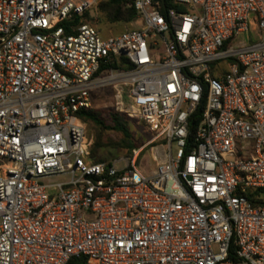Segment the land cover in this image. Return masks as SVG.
<instances>
[{"label": "built area", "instance_id": "obj_1", "mask_svg": "<svg viewBox=\"0 0 264 264\" xmlns=\"http://www.w3.org/2000/svg\"><path fill=\"white\" fill-rule=\"evenodd\" d=\"M163 1L0 0V264H264V0ZM104 87L154 136L96 162Z\"/></svg>", "mask_w": 264, "mask_h": 264}, {"label": "trees", "instance_id": "obj_2", "mask_svg": "<svg viewBox=\"0 0 264 264\" xmlns=\"http://www.w3.org/2000/svg\"><path fill=\"white\" fill-rule=\"evenodd\" d=\"M128 0H101L97 7L96 19L97 23L102 26H113L116 24H126L135 21L136 12L133 7H128ZM172 5L170 0H164L160 11L165 13ZM92 21V19H90ZM100 33V32H99ZM101 34V33H100ZM113 68L118 69L116 65ZM77 117L85 124L92 125L93 132L95 133V139L91 141L90 154L96 162L102 160L96 159V153L99 149L112 148L115 150H121L124 156L131 154V151L137 149L143 145L135 140L134 134L129 128V118L121 113L115 112L111 109L108 110H96L87 109L80 110L77 113ZM108 132H115L120 135L117 142L109 141L107 144L102 143V140L96 134L104 135ZM264 193V191H263ZM255 203L264 205V199ZM68 264H84L83 258H71Z\"/></svg>", "mask_w": 264, "mask_h": 264}, {"label": "rangeland", "instance_id": "obj_3", "mask_svg": "<svg viewBox=\"0 0 264 264\" xmlns=\"http://www.w3.org/2000/svg\"><path fill=\"white\" fill-rule=\"evenodd\" d=\"M97 11V10H96ZM95 11V15H96ZM134 21L126 24H116L113 26H102V29H99L100 24L96 23L93 24L95 27H97V30L101 33L102 37H106L108 34H118L126 29H130L134 27ZM91 97V103L93 104V108L96 110H108L113 109V99H112V90L109 87H104L100 89H96L93 91ZM130 119V118H129ZM87 129V136L92 141L95 139V133L93 132V126L92 125H85ZM129 128L131 132L134 134L135 140L139 143H147L149 140L153 138V133L148 130L146 125L137 120V119H130L129 120ZM96 138H100L102 140V143H108L109 141L117 142L120 138V135L115 132H108L104 135L96 134ZM161 145L165 150H167V146L163 141H156L153 145L147 146L143 152L140 154L138 158V164L137 166L143 170L146 173H149L153 169V163L151 162L149 158V150L152 146ZM172 150L175 152V145L172 144ZM124 153L121 150H115L112 148L107 149H99L96 153V159L102 160V161H109L111 159L120 158L123 157ZM61 178L58 176H55L51 178V182H58ZM264 198V196H263Z\"/></svg>", "mask_w": 264, "mask_h": 264}, {"label": "crops", "instance_id": "obj_4", "mask_svg": "<svg viewBox=\"0 0 264 264\" xmlns=\"http://www.w3.org/2000/svg\"><path fill=\"white\" fill-rule=\"evenodd\" d=\"M109 35V34H108ZM162 149H163V147L161 146V145H157V151L159 152V153H162Z\"/></svg>", "mask_w": 264, "mask_h": 264}, {"label": "water", "instance_id": "obj_5", "mask_svg": "<svg viewBox=\"0 0 264 264\" xmlns=\"http://www.w3.org/2000/svg\"><path fill=\"white\" fill-rule=\"evenodd\" d=\"M155 1H157V0H155Z\"/></svg>", "mask_w": 264, "mask_h": 264}]
</instances>
